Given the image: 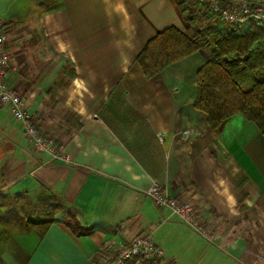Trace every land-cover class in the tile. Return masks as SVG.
Returning <instances> with one entry per match:
<instances>
[{
	"label": "crops",
	"instance_id": "obj_1",
	"mask_svg": "<svg viewBox=\"0 0 264 264\" xmlns=\"http://www.w3.org/2000/svg\"><path fill=\"white\" fill-rule=\"evenodd\" d=\"M187 4L201 20L197 0H0L6 82L66 156L36 150L0 104V189L35 197L41 183L90 227L76 234L62 214L18 230L4 264H105L137 234L152 237L166 264H264V210L243 225L264 202V133L241 114L214 129L194 107L211 48L151 77L136 61L167 26L193 34ZM152 183L195 197L213 241L156 206L144 193Z\"/></svg>",
	"mask_w": 264,
	"mask_h": 264
},
{
	"label": "trees",
	"instance_id": "obj_2",
	"mask_svg": "<svg viewBox=\"0 0 264 264\" xmlns=\"http://www.w3.org/2000/svg\"><path fill=\"white\" fill-rule=\"evenodd\" d=\"M202 31H212L213 39L209 58L195 73L194 107L205 114L208 125L214 129H221L233 115L241 114L264 133V28L248 20L236 29L208 25ZM201 46L198 38L170 25L148 39L136 61L144 75L151 77ZM35 201L43 205L42 210L47 206L59 208L72 232L82 234L90 230L80 225L59 197L41 183ZM39 218L38 223L43 226L56 219Z\"/></svg>",
	"mask_w": 264,
	"mask_h": 264
},
{
	"label": "built area",
	"instance_id": "obj_3",
	"mask_svg": "<svg viewBox=\"0 0 264 264\" xmlns=\"http://www.w3.org/2000/svg\"><path fill=\"white\" fill-rule=\"evenodd\" d=\"M204 5L213 16L224 25L223 28L236 29L251 20L255 25L264 28V0H197ZM7 30L0 19V104L8 105L11 117L21 123L25 137L32 146L47 152L53 158H66L62 147L53 139L45 135L38 127L33 113L23 103L22 97L6 82L8 66V52L6 50ZM144 193L149 196L158 207H168L171 213L177 216L199 235L213 241V234L206 226L198 213L195 197L190 200H180L169 195L164 187L152 183ZM162 248L156 244L149 234H137L131 239L116 246L113 254L105 264H123L134 257H162Z\"/></svg>",
	"mask_w": 264,
	"mask_h": 264
},
{
	"label": "rangeland",
	"instance_id": "obj_4",
	"mask_svg": "<svg viewBox=\"0 0 264 264\" xmlns=\"http://www.w3.org/2000/svg\"><path fill=\"white\" fill-rule=\"evenodd\" d=\"M222 1L228 2L232 0ZM189 6L190 4H187L183 9L186 17L190 19L191 27L193 29V31H191L193 32V34L188 35H192L202 41L203 46H201L200 48H211L213 39L212 31H208L206 33L202 30L205 29V27L208 25L216 28H223L224 25L218 18L209 13L204 5L201 9V11H203V18L201 20H199V15ZM2 108L6 110L5 106L1 107V109ZM260 207L264 210V202L252 205L251 208L246 211V217L243 222V225H245V227L249 228L254 225V216L256 212L261 209ZM42 208L43 205L37 203L35 201V197H33L31 194H26L21 197V195L19 194L11 193L9 191L5 192V190L0 189V264H4L2 254L8 252L9 241L14 232L18 230H27L31 227H36L35 224L38 225L39 229L40 227L43 228V224L38 223L40 221L37 220L40 219L39 217H42L43 219H48V217L54 216H56L57 218H62V213L60 212L59 208L54 209L52 206L45 207L46 210H42ZM44 212H47V214H44ZM134 260L135 258H132L125 264H134ZM136 264L166 263L158 257H143L138 258Z\"/></svg>",
	"mask_w": 264,
	"mask_h": 264
}]
</instances>
